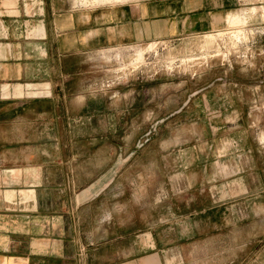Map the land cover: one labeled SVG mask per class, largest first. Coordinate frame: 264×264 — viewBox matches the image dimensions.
<instances>
[{
    "label": "rangeland",
    "instance_id": "1",
    "mask_svg": "<svg viewBox=\"0 0 264 264\" xmlns=\"http://www.w3.org/2000/svg\"><path fill=\"white\" fill-rule=\"evenodd\" d=\"M165 1H184L195 27L90 61L105 98L89 125L104 135L98 158L186 260L264 264V0Z\"/></svg>",
    "mask_w": 264,
    "mask_h": 264
},
{
    "label": "crops",
    "instance_id": "2",
    "mask_svg": "<svg viewBox=\"0 0 264 264\" xmlns=\"http://www.w3.org/2000/svg\"><path fill=\"white\" fill-rule=\"evenodd\" d=\"M62 2L0 0V264H193L138 213V196L114 194L120 169L89 130L106 112L89 72L102 50L195 21L184 1Z\"/></svg>",
    "mask_w": 264,
    "mask_h": 264
}]
</instances>
